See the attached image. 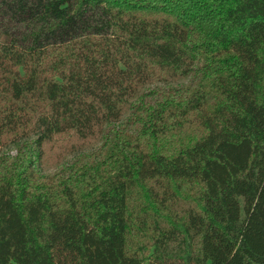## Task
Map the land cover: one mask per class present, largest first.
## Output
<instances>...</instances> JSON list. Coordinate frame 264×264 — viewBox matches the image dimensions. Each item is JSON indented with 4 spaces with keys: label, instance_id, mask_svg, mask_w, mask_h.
Instances as JSON below:
<instances>
[{
    "label": "trees",
    "instance_id": "trees-1",
    "mask_svg": "<svg viewBox=\"0 0 264 264\" xmlns=\"http://www.w3.org/2000/svg\"><path fill=\"white\" fill-rule=\"evenodd\" d=\"M0 264H264V0H0Z\"/></svg>",
    "mask_w": 264,
    "mask_h": 264
},
{
    "label": "rangeland",
    "instance_id": "rangeland-1",
    "mask_svg": "<svg viewBox=\"0 0 264 264\" xmlns=\"http://www.w3.org/2000/svg\"><path fill=\"white\" fill-rule=\"evenodd\" d=\"M57 146L59 147V144H54V146H48L47 147V161H46V167L52 168L55 163H57L60 159H62L64 153H60L57 149Z\"/></svg>",
    "mask_w": 264,
    "mask_h": 264
}]
</instances>
